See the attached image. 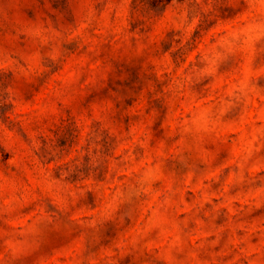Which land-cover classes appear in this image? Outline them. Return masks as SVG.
Masks as SVG:
<instances>
[{"label": "clouds", "instance_id": "1", "mask_svg": "<svg viewBox=\"0 0 264 264\" xmlns=\"http://www.w3.org/2000/svg\"><path fill=\"white\" fill-rule=\"evenodd\" d=\"M0 264H264V0H0Z\"/></svg>", "mask_w": 264, "mask_h": 264}]
</instances>
